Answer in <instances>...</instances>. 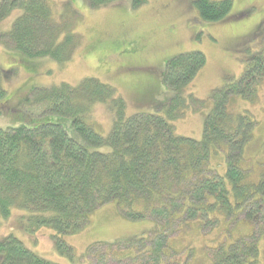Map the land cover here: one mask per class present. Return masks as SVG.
<instances>
[{
    "label": "trees",
    "instance_id": "obj_1",
    "mask_svg": "<svg viewBox=\"0 0 264 264\" xmlns=\"http://www.w3.org/2000/svg\"><path fill=\"white\" fill-rule=\"evenodd\" d=\"M85 1L91 9H99L117 0ZM144 2L132 0V5L139 7ZM193 3L204 22L244 15H231V0ZM15 8L22 13L8 32L0 33V45L11 46L28 58H49L59 63L72 58L80 41L73 29V9L65 4L59 19H55L47 0H0V20ZM242 62L245 66L236 81L226 79L211 91L212 109L204 119L201 140L178 136L173 126L188 110H200L206 104L188 90L206 64L199 50L167 60L160 77L168 93L160 101L152 100L155 110L163 114L125 117L123 99L112 87L95 79H84L76 87L60 83L33 89L40 91L35 102L46 104L42 113L72 119L78 140L69 138L56 123L0 129L1 216H8L12 208L28 211L24 229L30 233L41 227L51 228L57 234L55 242L60 252L66 254L70 247L61 236L83 230L93 212L113 201L126 218L150 219L155 226L160 223L159 215L167 224L197 222L205 232L222 221L229 227L243 220L249 224V232L238 233L228 245L214 248L211 264H257L258 242L264 233V164L243 156L257 123L247 110H235L230 102L233 98L255 99L264 80V46ZM8 72L0 68V101L6 95L3 82ZM107 101L114 111L113 126L103 137L84 116L91 104ZM105 145L110 147L109 152L93 150ZM221 151L226 163L223 177L210 165L211 155ZM154 232L156 229L149 234ZM226 232L229 234L230 229ZM149 242L146 239L140 243L141 255L154 252L152 246L147 247ZM121 245L95 243L89 246L87 256L100 259L112 255L116 262L133 260V244L132 248H115ZM158 253L165 252L161 249ZM0 264L55 263L8 236L0 240Z\"/></svg>",
    "mask_w": 264,
    "mask_h": 264
},
{
    "label": "rangeland",
    "instance_id": "obj_2",
    "mask_svg": "<svg viewBox=\"0 0 264 264\" xmlns=\"http://www.w3.org/2000/svg\"><path fill=\"white\" fill-rule=\"evenodd\" d=\"M231 1V15H244L213 23L199 18L194 0H146L139 7H134L132 0H117L99 9H91L85 0H47L55 19H59L65 4L74 10L73 29L80 41L72 58L62 63L49 58H28L11 46L0 45V68L9 69L3 82L6 95L0 101V129L56 123L69 138L78 140L72 119L42 113L46 104L35 102V97L43 88L60 83L76 87L84 79H95L112 87L125 103V117L139 113L163 114L162 110H155L156 103L152 100L160 101L168 93L160 77L167 60L199 50L204 53L206 64L188 90L194 98L206 100V104L200 110H188L173 126L176 135L201 140L204 119L212 109L211 91L222 86L226 79L236 81L245 66L242 59L264 46V0ZM21 13L20 8H15L1 19L0 33L8 32ZM36 88L39 90H33ZM230 104L235 110H247L254 117L257 126L244 146L243 156L264 164V80L253 101L233 98ZM113 116L110 102H95L86 111L84 120L106 137L112 129ZM93 150L109 152L110 147L105 145ZM210 165L223 177L224 152L212 154ZM29 215L28 211L16 208L10 209L6 217L0 214V240L13 236L25 248L55 264H211L210 253L214 248L228 245L238 233H248L250 229L243 220L229 227L222 221L205 232L197 222L167 224L160 215L157 218L160 223L155 226L150 219L126 218L113 201L93 212L83 230L61 236L63 243L70 247L66 254L60 252L55 242L57 234L51 228L41 227L30 233L24 229ZM154 229L156 232L149 234ZM146 239L152 244L147 243V247L152 246L156 253L141 255ZM99 242H121L124 245L115 247L117 250L133 247L136 255L133 260L122 262H116L112 255L100 259H93L91 254L87 256L89 246ZM161 249L164 255L158 253ZM258 251L257 264H264V233L258 242Z\"/></svg>",
    "mask_w": 264,
    "mask_h": 264
}]
</instances>
